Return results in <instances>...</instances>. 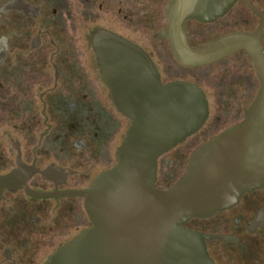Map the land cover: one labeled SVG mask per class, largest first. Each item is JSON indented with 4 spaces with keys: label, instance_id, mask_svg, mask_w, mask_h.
<instances>
[{
    "label": "flooded vegetation",
    "instance_id": "1",
    "mask_svg": "<svg viewBox=\"0 0 264 264\" xmlns=\"http://www.w3.org/2000/svg\"><path fill=\"white\" fill-rule=\"evenodd\" d=\"M169 2L0 0V264H47L93 225L80 191L116 165L131 123L101 74L100 32L141 47L163 83L200 86L209 116L211 107L220 110L203 136H196L200 129L161 155L157 186L173 185L195 149L244 120L262 85L249 54L240 49L203 66L181 65L164 36ZM236 32L256 35L264 52V0H235L212 21L186 22L193 47ZM160 163L184 171L161 184ZM184 226L205 235L216 264H264V186Z\"/></svg>",
    "mask_w": 264,
    "mask_h": 264
},
{
    "label": "water",
    "instance_id": "2",
    "mask_svg": "<svg viewBox=\"0 0 264 264\" xmlns=\"http://www.w3.org/2000/svg\"><path fill=\"white\" fill-rule=\"evenodd\" d=\"M234 2L170 0L166 7L164 36L181 65L203 66L245 49L262 81L244 120L195 149L169 187L156 184L158 160L205 125L206 94L194 83H163L149 55L127 39L107 31L96 36L103 79L131 123L116 151V165L80 191L93 225L47 264H216L205 235L184 223L210 217L264 186V52L256 35L245 32L193 47L186 22L212 21Z\"/></svg>",
    "mask_w": 264,
    "mask_h": 264
},
{
    "label": "rangeland",
    "instance_id": "3",
    "mask_svg": "<svg viewBox=\"0 0 264 264\" xmlns=\"http://www.w3.org/2000/svg\"><path fill=\"white\" fill-rule=\"evenodd\" d=\"M189 77H192L190 75H188ZM216 109V110H215ZM220 110L218 108H213L211 107L210 109V116L208 118V120L206 121L205 125L201 128V130L196 134V136H203V132L209 130L210 128L212 129L214 127V125L217 122V117L220 115ZM227 124L223 125V127H225ZM221 127H219L218 129H216L215 131L209 133L208 136L213 135V133H217L220 130ZM188 156V155H187ZM187 156L185 157V160L187 158ZM175 171V172H174ZM184 171V169H180L177 170L174 165L172 166H168L165 163H160L159 166V175H160V183L164 184L165 183V178L169 175L172 176L170 179L171 181L176 180L181 173ZM174 173V174H173ZM164 178V180H163Z\"/></svg>",
    "mask_w": 264,
    "mask_h": 264
}]
</instances>
